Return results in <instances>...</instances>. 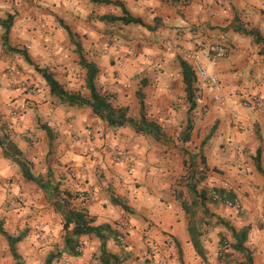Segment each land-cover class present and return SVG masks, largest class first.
Listing matches in <instances>:
<instances>
[{
    "label": "crops",
    "instance_id": "1",
    "mask_svg": "<svg viewBox=\"0 0 264 264\" xmlns=\"http://www.w3.org/2000/svg\"><path fill=\"white\" fill-rule=\"evenodd\" d=\"M120 1L131 15L141 18L145 24L151 26L147 28L137 23L120 24L126 29L128 38H134L130 30L138 27L141 29L139 36L136 35V39L128 42L130 46L116 47L107 44L112 39V34L104 29L112 28L119 21H106L102 17L106 14L121 15L120 8L113 4L87 0H0V13H5L6 16L12 13L15 23V19L21 17L28 20H32V17L39 19L37 16L41 14V9L46 11L45 16L49 18H54L56 12L60 11L65 23L72 26L83 40L87 38L84 46L89 57L100 68L97 76L101 75L99 81L103 82L105 88H108L107 83L110 85L114 82L116 75L118 77L115 79L120 85L129 84L133 80L139 83L141 81V84L157 87L159 96L162 97L158 101L168 108L177 101L175 88L182 89L184 86L181 67L176 59L180 56V50L223 47L225 54L222 57H210L205 59V63L209 72L221 80L224 100L221 103H211L210 98L206 97V91H197L196 107L189 113L191 122L193 120L195 123L191 137L198 133L204 120L207 123L211 118L219 119V127L207 138V142L205 138L202 139L205 141L202 147L205 145L209 150H224L232 146L241 150V188L232 191L237 195L245 215L237 227L232 226L236 229L249 227L245 245L252 252L254 264H260L255 257V251L264 252V242L256 235L255 217L259 213L264 214V175L257 170L255 156L257 149H260V166L264 170V136L260 134L261 126L264 125V110L244 105V102L252 96H264V92L258 90L264 83V43L256 42L252 35L242 32L241 29L253 28L264 40V22H261L264 19V9H260L253 15L252 20L246 22L243 13L232 5L230 23L221 0ZM6 16L2 15L0 19ZM246 23L252 26L247 27ZM7 92L10 93L6 89L3 95ZM12 93L15 98H1L0 92V136L6 134L17 145L35 176L39 175L52 186L61 188V193L67 191L77 194L76 199H80L79 207L87 209L89 214L95 216V224L107 222L121 231L118 221L129 220L132 230H129L130 234L125 238L127 244L144 229L168 231L181 249L183 248L181 261L189 264L226 263L218 258L219 238L223 232L219 227L222 225L215 224V217L210 225L203 224L204 228L201 226V243L205 249L203 259L196 254L191 243L183 209L178 215L170 209H159L161 206L158 210L148 211L150 219L156 223L148 227L111 201L112 195L119 196L116 193L121 195L120 198L125 195L122 189H118L119 184L130 187V175L126 172L125 165L115 162L111 153L115 145L128 148L133 153L136 169L132 177L145 180L149 190H152L151 186L156 191L168 184L167 176L159 172L155 165L145 172L146 160L155 162L158 159L159 139L154 140L149 134L136 133L128 125L110 127L95 117L91 108L85 105L83 111L86 116L88 113L92 115L84 119L93 127V139H80L81 142L76 139L75 134L82 133V115L78 118L79 121L71 118L75 117L82 106H65V103L57 102L50 94L45 95L49 93L47 85L42 93L20 94L19 88L12 90ZM11 102L21 110L16 118L9 112L8 105ZM182 103L183 109L187 111L185 98ZM113 105L125 106L126 103L120 101ZM232 121L241 123V132L230 125ZM43 126L49 127L51 138ZM11 160L3 155L0 147V179L3 184L0 185V197L4 198L3 194L8 188L2 177L15 173L19 179L18 184L10 190L24 200L23 205L18 206L12 213V221L8 220L6 227L12 231L25 228L26 221L29 220L34 228L41 224L47 230L62 229L60 223L63 214L60 210L59 213L54 210L51 202L55 204V198L51 191L43 190L33 180H27L18 164L13 160L10 162ZM179 165H183V161H179ZM148 173L154 175L149 176ZM146 190L143 187L139 189ZM148 195L149 201L158 202L155 194ZM48 196L50 202H47ZM230 213L232 216L226 217L233 219L235 211L232 209ZM223 220L231 225L225 218ZM252 234L259 237L255 236L253 240ZM79 241L93 243L92 248L85 249L79 257L80 264H92L94 261L90 260L91 251L100 246L99 238L92 234L81 235ZM106 248L126 258L122 255L128 249L126 245L119 246L113 239H109Z\"/></svg>",
    "mask_w": 264,
    "mask_h": 264
},
{
    "label": "rangeland",
    "instance_id": "2",
    "mask_svg": "<svg viewBox=\"0 0 264 264\" xmlns=\"http://www.w3.org/2000/svg\"><path fill=\"white\" fill-rule=\"evenodd\" d=\"M87 1L91 2L90 0ZM59 12L60 11L56 12L54 18H49V16H45L46 11L44 9H41V14L37 16L39 19H36V17H32V20H28L24 17L16 18L15 23L13 22L9 32V44L11 46L26 49L33 63H35L38 68H44L45 70L50 72L66 90L87 96L89 92L85 86V69L78 63L79 56L75 46V43L79 42L82 46V52L84 56L88 60L92 61V59L89 57L88 51H86V47L84 46V44L87 43V38L86 40H83V38L79 36V33L76 32L72 26H69L67 23H65V19L61 17ZM2 15L6 16L5 13H0V16ZM62 24H66L70 27V29L74 33V36L72 38L69 37ZM120 24L122 23L116 22V24L112 28L108 29L107 27L104 29L107 33L112 34V39L108 41V45H116V47L125 45L130 46L128 42L136 39V35L139 36V31L141 30L139 27L135 30H130L131 33L134 34V38L131 36L130 38H128L129 35L126 34V29L124 27H121ZM133 25L135 24L133 23ZM2 31L3 30L0 26L1 98H15L13 96L12 90L18 88L17 84L14 85L10 82V77L7 73L9 68H13L18 72L17 76L19 79L27 80L29 83H32V86L35 87V91L33 94L37 92L42 93L43 89H45L46 86L45 80L43 79L41 74L36 71L34 65L28 63L22 55L18 53L7 52L3 48L1 38ZM179 57L184 58V56L182 55L178 56V58ZM178 58L176 59L179 63ZM113 62L115 61L113 60ZM117 77L118 75L114 76V82L112 84L109 85L107 83L108 88H105L104 85H102L103 82L99 81V79H101V75L100 77L96 76V84L101 89L106 91V93L109 95L110 101L113 104L124 101L128 106V115L137 118L139 116V104L135 92L140 86L141 81L139 83L133 80L129 84L121 83L120 85L119 81L115 79ZM47 88L49 90L48 86ZM197 88L200 91H206V93H208L206 97L210 98L211 103H221L224 100L223 94H218L219 97L217 98V93L215 91L207 88ZM6 89L9 90L10 93L7 92L6 95H3V93L6 92ZM19 89L20 94L26 93L25 90L21 88ZM143 91L144 101L146 105V115L149 119L154 120L161 125L164 136L167 137L169 134L175 135L183 144L190 147L194 146L192 154H195L199 150H202L203 154L205 155V159L208 162L209 168L205 173V179L199 183L198 188H232L229 190H238L239 188H241V166L239 165L241 150L232 146L229 148H225L224 150L216 148H212L209 150V147L205 148V145H203V147L201 146L202 139L205 138V141L207 142V134H210V136H212V132L219 127V119L211 118L207 123L204 120L203 125H201V127H199L198 129V133L191 137L190 132L189 140L183 141L181 137L186 126L188 115L187 111L183 109L182 106V100L183 98H185L184 86L182 87V89L181 87L175 88L174 94L175 98H177V101L169 105V108L166 107L165 104L158 101V98L162 97L159 96L157 87H151L149 85L147 86L146 84H143ZM47 94H50V92L45 93V95ZM50 96L54 97L51 94ZM56 101L61 103L60 101H58V99ZM65 106L69 105L65 103ZM85 107L86 106H82V109L79 108V111L77 112V114H75V117L71 119H74L76 121L82 115V118L80 119L82 123V133L74 134L77 137V140L82 139V141H90L93 139V135H87L86 133L88 130L92 131L93 127L84 118L92 115L91 113H88L86 116L85 112L83 111ZM170 108L173 111L170 110ZM180 109H182V121L179 127H175L169 122V114H175ZM101 121L107 124L104 120ZM192 125L193 128H195V123H193V120ZM230 125L234 126L236 130L241 132V123L232 121ZM211 129H213L212 132ZM150 137L154 139L153 136ZM184 151L185 153H187V148L184 149ZM197 159L195 161H197ZM10 162L13 161L11 160ZM135 169V167L132 169H127L125 167L126 172L130 175V182L128 183L130 187L125 186V184H119L118 187V189H122L125 194L122 196V199L131 208L126 211L127 213L133 214V217L139 223L143 224V226L148 227H150V225L156 224L150 219L147 213L148 211L158 210V207L161 206L159 209H170L176 215L181 213L180 211L182 210V198H177V192L172 190L171 184L169 183L170 177H166V182H168V184H166L165 187L153 191V186H151L152 190H149V186H147L145 180L141 179L140 177H132ZM198 175L199 172L196 173L195 178H197ZM2 180L8 186V188L7 190H5V193L3 192L4 198L1 199L0 197V220H2L4 228H6L7 232L9 233L17 234L21 231L26 232L25 238L17 244V250L21 256L22 264H44V260L49 252H53L56 254L55 258L52 261V264H80V255L85 252V249L92 248L93 243L89 241L87 243L81 241L79 244L80 254L78 256H70L63 252L64 230L62 225V215L60 223L62 229L58 231H52L51 229L47 230L45 226L41 224H38L37 227L34 228L29 223V220L26 221L27 227L25 228H16L14 231H12L11 229H9V227H6V225H8L7 221H12V213L15 209L18 208V206L23 205L24 200H21V197H19V195L10 190V188L18 184L19 179L17 178L15 173H10L7 176L2 177ZM0 185H3L1 179ZM141 187L146 188L147 190L139 191ZM58 190L60 194H62L60 196H64L66 200H68L69 207H79L78 203L80 199H76L74 193H69L70 195H64L63 193H61V188H59ZM180 192L183 193L185 199H189L185 185H183V188ZM148 193L155 194L158 202L156 203L154 201H149ZM116 194L121 196L119 193ZM48 198L49 199L47 202H50V197L48 196ZM51 204L54 207V210L59 213V209L56 203L54 204L53 202H51ZM207 206L210 212L223 215L222 218H225L231 223V225H235L236 227L238 226V222H241V218H243L245 215V210L242 205H240L238 208H235L220 203L212 204L211 202L207 201ZM232 209L233 211H235V216L233 219H229V217L232 216V213H230ZM201 215L202 214L198 212V216ZM227 215L229 217H226ZM262 217H264V214L262 213H259L255 217V222L257 224L256 235H259L260 237L252 234L251 238L255 240L256 236L261 238V240L264 242V225L261 223ZM212 222H214L213 217H205L204 221L201 222V226L203 227V224L210 225ZM118 224L120 226V232L123 235V238L121 244L116 243L115 241L114 242L119 246L121 245L124 247L126 245L128 247L127 251L122 254L126 258H123L120 264H181V262L183 264H189V262L181 261V252L183 248L181 249L179 243L177 244V241L175 240L173 235H171L168 231L144 229L142 231H139L137 238L128 241L127 244L125 238L130 234L132 225L129 223V220L118 221ZM219 227L222 228L221 232H223L224 234L221 233L223 234L221 238L223 254H218V258H221L223 262L225 261V264H242L243 257L239 253H236L231 249L230 242L232 238L230 232L225 226L223 227V225ZM91 254L92 255L90 260L94 261L92 262V264H100L98 260L99 246L95 251L92 250ZM255 257L260 264H264L263 251L256 250ZM95 260H97V262H95ZM0 264H15V260L11 255L7 241L1 234Z\"/></svg>",
    "mask_w": 264,
    "mask_h": 264
},
{
    "label": "trees",
    "instance_id": "3",
    "mask_svg": "<svg viewBox=\"0 0 264 264\" xmlns=\"http://www.w3.org/2000/svg\"><path fill=\"white\" fill-rule=\"evenodd\" d=\"M90 1L93 3L113 4L120 8L121 15L106 14L102 17L106 21H119L122 24L137 23L147 28H151V26L145 24L141 18L131 15L120 0ZM12 23L13 16L11 14H8L4 19H0V25L3 29L1 36L3 48L7 52L18 53L22 55L28 63L34 65L36 71L41 74V76L45 80L46 85L49 87L50 94L60 100V102L66 103L69 106H89L95 117L104 120L108 126L113 128L128 125L133 128L136 133L149 134L157 140L160 139L161 134L164 135L161 125L156 121L149 119L146 115L143 84H141L135 92L138 98L139 116L137 118H133L128 115L127 105L114 106L110 101L109 95L106 93V91L101 89L96 84L95 79L97 74L99 73L100 68L94 61L88 60L84 56L81 44L79 42H76V51L79 56L78 63L85 69V86L88 89L89 93L87 96H84L79 93L70 92L66 90L50 72H48L44 68H38V66L31 60L26 49L11 46L9 44V32ZM62 26L67 31L69 37L72 38L74 36V33L72 32L70 27L66 24H62ZM241 31L246 34L252 35L256 42L264 43V40L261 39L260 34L255 29H241ZM178 60L181 67L185 99L188 104V116L181 139L183 141H188L190 138V132L193 129L189 113L196 107V92L198 91V88L196 86L194 73L188 62L181 57H179ZM43 127L45 128L49 138H51V131L49 127ZM212 131L213 129H211V132ZM209 136L210 134L207 135V137ZM204 142V140L201 142V146L202 144H204ZM0 147L2 149L3 155L6 158L12 159L15 163L18 164L21 169L22 175L27 180L35 181L45 191H51L52 196L55 198V203L58 209L63 214V252L70 256H78L80 254L79 237L81 235L92 234L98 237L100 240L98 254V260L100 264H120L122 262L123 257H121L117 253L109 251L106 248V243L109 239H113L116 243L121 244V240L119 238L123 235L117 229V227L107 222L95 224V216L89 214L87 209L83 207H69L68 200H66L64 196H60L62 194H60L58 187L52 186L46 179L42 178L39 175L35 176L30 171L29 163L22 157L20 149L4 133L0 136ZM200 157L203 158V163L201 165V170L199 171L198 177L194 178L192 175H189L188 182L185 184L189 199H185L182 192L177 193V198H182L181 206L187 217V230L189 232L190 240L196 254L201 256L203 259L205 258V249L203 248L201 243V237L203 235L201 222L204 221L205 217H215V224H221L225 226L230 232L232 238L230 242L231 249L234 252L239 253L243 257L242 264H254L252 252L245 245L248 237L249 227L243 226L239 229H236L228 222L223 220L220 215L210 212L207 206V201L211 202L212 204H224L226 202H229L231 205H234L236 195L232 190L223 187H213L211 189L205 187L198 188L199 183L205 179V173L209 168V165L207 164L205 155L203 154L202 150H199L189 157L193 169L196 168L195 160ZM255 162L257 170L264 175V170L260 166V149H257ZM187 163L188 160H183V165H186ZM62 193L70 195L67 191H64ZM74 196L76 197L77 194ZM111 201L115 205L121 207L123 210L130 209L125 201L119 196L112 195ZM198 212L202 215L198 216ZM0 234L5 237L11 255L15 260V264H22L21 256L17 250V244L24 239V237L26 236V232L21 231L17 234H11L5 230L2 220H0ZM222 235L223 234H220L221 237L219 238V251L223 249L221 245ZM55 256V253L49 252L44 260V264H52ZM181 264L183 263L181 262Z\"/></svg>",
    "mask_w": 264,
    "mask_h": 264
},
{
    "label": "clouds",
    "instance_id": "4",
    "mask_svg": "<svg viewBox=\"0 0 264 264\" xmlns=\"http://www.w3.org/2000/svg\"><path fill=\"white\" fill-rule=\"evenodd\" d=\"M223 8L226 10L225 15L229 17V22L231 23L232 8L234 5L236 10L243 13V19L247 22L252 20L253 15L258 13L260 9H264V0H221ZM261 22H264L262 19ZM247 27H251V24H247ZM259 91L264 92V83L261 84ZM261 110H264V96L261 97ZM182 109L178 110L175 114H169V122L175 127H179L182 121ZM250 132V130H248ZM260 134L264 136V125L261 126ZM160 152L158 154V159L154 162L151 159L146 160L145 172L148 169L155 167L159 172L170 177L169 183L173 191L179 193L183 185L188 182L189 175L195 178V173L201 170V165L203 163V158L200 157L196 161V168H192L191 161L189 157L192 155L194 146H187L183 144L175 135L169 134L165 137L163 134L160 135L159 139ZM187 148V153L184 149ZM179 158V159H178ZM188 160L186 165H179V161ZM149 176L154 175V173H148Z\"/></svg>",
    "mask_w": 264,
    "mask_h": 264
},
{
    "label": "built area",
    "instance_id": "5",
    "mask_svg": "<svg viewBox=\"0 0 264 264\" xmlns=\"http://www.w3.org/2000/svg\"><path fill=\"white\" fill-rule=\"evenodd\" d=\"M225 54V50L223 47H217L214 49L204 48V49H192V50H180V55L184 56V60L188 62L190 65L196 80V85L199 88H207L213 90L217 93L216 97L218 98V94H222L223 85L221 80L213 73L209 72L205 59L210 57L219 58ZM8 75L10 77V82L14 85H18V88H21L26 91V93L33 94L35 91V87L32 86V83H29L27 80H21L18 78V72L13 68H9ZM18 78V79H17ZM244 105L252 106L254 108H261V98L259 96L249 97ZM10 115L16 118L21 110L18 106L14 105L12 102L8 105ZM87 135H93L91 130H88ZM111 153L114 157L115 162L123 163L127 169H132L134 167V158L133 154L128 148L121 146H113ZM216 197V196H215ZM226 206H231L238 208L239 202L237 198L235 199V204L231 205L229 202L224 203ZM261 223L264 225V217L261 218ZM124 224V223H123ZM122 237L119 239L122 241ZM80 250V249H79ZM219 254H222V249L219 251Z\"/></svg>",
    "mask_w": 264,
    "mask_h": 264
}]
</instances>
